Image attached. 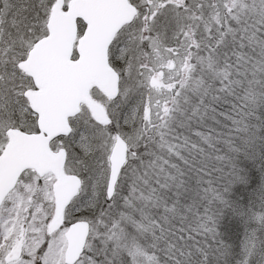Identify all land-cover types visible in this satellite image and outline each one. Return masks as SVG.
I'll return each instance as SVG.
<instances>
[{
    "label": "snow or ice",
    "instance_id": "1",
    "mask_svg": "<svg viewBox=\"0 0 264 264\" xmlns=\"http://www.w3.org/2000/svg\"><path fill=\"white\" fill-rule=\"evenodd\" d=\"M0 264H264V0H0Z\"/></svg>",
    "mask_w": 264,
    "mask_h": 264
}]
</instances>
